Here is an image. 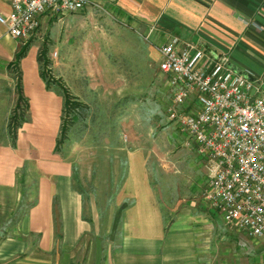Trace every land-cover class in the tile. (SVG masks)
Here are the masks:
<instances>
[{
	"label": "crops",
	"instance_id": "1",
	"mask_svg": "<svg viewBox=\"0 0 264 264\" xmlns=\"http://www.w3.org/2000/svg\"><path fill=\"white\" fill-rule=\"evenodd\" d=\"M93 1L142 27L156 48L173 37L203 47L201 66L224 59L264 93V0ZM10 11V0H0V14ZM30 39L12 37L0 23V264H264L251 237L227 227L205 190L201 203L211 209L164 200L158 179L170 171L150 165L141 147L126 157L108 212L102 216L93 192L87 202L74 162L55 150L64 97L47 87L40 46ZM26 44L18 68L30 119L14 133L18 79L11 66ZM197 160L199 191L207 160ZM173 186L180 189V182Z\"/></svg>",
	"mask_w": 264,
	"mask_h": 264
},
{
	"label": "rangeland",
	"instance_id": "2",
	"mask_svg": "<svg viewBox=\"0 0 264 264\" xmlns=\"http://www.w3.org/2000/svg\"><path fill=\"white\" fill-rule=\"evenodd\" d=\"M146 36L142 27L96 5L63 16L47 14L30 39L45 54L42 68L51 84L60 94L69 93L73 105L64 113L59 152L74 162L78 185L87 202L93 192L102 216L109 195H118L115 185L126 157L139 147L150 165L170 171V177L158 179L164 200L182 198L180 207L186 209L193 201L213 207L201 203L207 184L198 191L197 159L204 155L169 118L173 89L159 69L152 37ZM235 233L248 236L236 228ZM251 239L263 256L264 237Z\"/></svg>",
	"mask_w": 264,
	"mask_h": 264
},
{
	"label": "built area",
	"instance_id": "3",
	"mask_svg": "<svg viewBox=\"0 0 264 264\" xmlns=\"http://www.w3.org/2000/svg\"><path fill=\"white\" fill-rule=\"evenodd\" d=\"M0 23L15 38L30 39L42 16H63L93 0H10ZM159 69L173 100L169 118L189 134L207 160L204 198L224 221L252 238L264 237V93L224 59L201 66L205 49L173 37L157 45ZM193 99V108L189 101Z\"/></svg>",
	"mask_w": 264,
	"mask_h": 264
},
{
	"label": "trees",
	"instance_id": "4",
	"mask_svg": "<svg viewBox=\"0 0 264 264\" xmlns=\"http://www.w3.org/2000/svg\"><path fill=\"white\" fill-rule=\"evenodd\" d=\"M27 48H28V45L26 44L22 49H20V51L16 55L15 62H13L11 66L12 69L15 68L16 71H12V72H16V76L18 79L17 81H19L17 82L18 101H17L15 109L12 111L10 122H9V129L11 132H14V133L18 131V129L23 125L25 121H28L30 119L29 104L23 93L22 77H21V72L19 71V68H18V62L25 55ZM44 55H45L44 53L40 52L38 56L41 62V74H42L43 79L46 81L47 87L52 88L54 86L51 84L48 74L42 68V61H43ZM62 95L64 97V109H63V114H62L61 132L58 138L57 145L55 147L56 151H59V145L61 143V138L63 136L62 131L64 129V113L66 109H68V106L73 105L72 101L70 100V96L68 92H64V94ZM14 125H16L15 130L13 128Z\"/></svg>",
	"mask_w": 264,
	"mask_h": 264
}]
</instances>
